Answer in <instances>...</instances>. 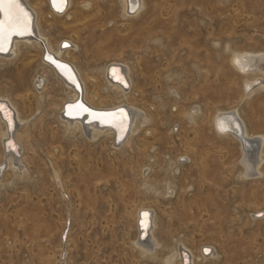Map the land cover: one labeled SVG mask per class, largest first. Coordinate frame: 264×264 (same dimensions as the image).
I'll return each mask as SVG.
<instances>
[{"label": "rangeland", "instance_id": "374dc122", "mask_svg": "<svg viewBox=\"0 0 264 264\" xmlns=\"http://www.w3.org/2000/svg\"><path fill=\"white\" fill-rule=\"evenodd\" d=\"M73 1L70 21L54 18L48 0H29L42 9L40 29L53 49L67 39L78 47L67 58L97 103L121 95L100 90L102 69L128 64L135 88L124 101L150 120L117 147L105 134L66 131L60 116L69 97L40 64L42 50L23 42L16 55L0 57V92L23 117L17 132L27 167L0 174V264H167L175 247L218 253L197 264H264V173L241 176L242 145L212 124L214 113L234 107L252 135L264 136V89L246 95L229 61L234 50L264 54V0H145L129 18L121 0ZM189 110H198L195 122ZM2 130L0 122V162ZM146 178L159 190L171 179L173 195L146 192ZM141 206L157 216L153 255L135 246Z\"/></svg>", "mask_w": 264, "mask_h": 264}, {"label": "bare ground", "instance_id": "6f19581e", "mask_svg": "<svg viewBox=\"0 0 264 264\" xmlns=\"http://www.w3.org/2000/svg\"><path fill=\"white\" fill-rule=\"evenodd\" d=\"M22 2L30 10H34H32V13L34 16L35 34L13 37L10 46L8 47L7 43V45L5 46V51L0 52V57L8 58L16 55L18 51V45L23 42H28L27 44L36 49V51L41 49V60L43 64H40L44 67V69H48L51 73H53V75L58 79V85L63 86L66 89V93L69 97L68 102H73L77 98L79 92L75 88V85L72 83L74 82L73 78L71 77L72 73L70 72L69 67L65 65H57L56 63L54 65L47 59H45L43 55L45 50H47L48 52L52 53L55 58L66 61L71 65V68H73L77 79L81 82L82 99L87 105L96 109H115L119 106H125L129 111L131 119L130 125L124 138L118 142H116V138L121 137L124 134L126 128L124 111L113 112L109 113L108 115L101 116H99L98 114L93 115L90 112L85 116L88 117L87 123L83 121L85 118L84 116H82V118H70L62 113L60 118L63 121L65 130L69 131V129L71 128L80 129L81 132L84 133L89 139H95L97 137H100L102 134L111 136L112 144L114 145V147H117L119 145L122 146L124 143L129 142L130 138L138 133V131L145 132L147 124L150 120V117L148 116L146 111H143L141 107L133 104L131 101H124L129 100L128 97L135 88V81L132 76V68L128 64L114 63L102 69V79H104L103 81L105 82V86L101 87L100 90L104 88L103 91L107 95L110 93L121 95L117 97V102L115 103L109 104L107 106H104L102 104L100 105L99 102L97 103V101L93 98V95H89L88 93V77L86 78L85 76H83L82 70L74 60H69L67 58V56H70L72 52L77 51L78 47L73 46L72 43L69 42L70 40L67 39L65 40L64 45H62L64 40H60L58 42L59 45L57 49H53L51 44L52 41H50L48 36L42 33L40 29V21L42 20V18L40 17V13L42 12V9L40 7H37L36 5H32L29 0H22ZM73 2V0H67L66 5H61L57 2L54 6L53 0H48L50 10L49 13L54 18L65 17L66 19L71 18L70 21H72L74 20L73 13L71 11ZM121 2L123 8V17L125 18H129L132 16L135 17L136 15H138L145 4V0H121ZM87 5L88 4L86 3H82L83 8H85V6ZM58 7H63V10L58 11ZM19 9L22 10L20 7ZM22 14L26 15L23 10ZM0 15V22H2L5 20V15L3 12H0ZM25 31L26 29H22L19 33H24ZM229 61L231 63L232 69L244 79V93L248 92V94H252V92L257 89H264V54L234 50L230 55ZM90 80L94 82V80L96 79L93 78ZM44 82L45 77L43 75L40 76L36 82L35 90L39 94L41 93V90H44L46 87ZM41 87L43 89H41ZM57 88L55 89L56 92H58L59 89ZM94 95L100 96L97 92H95ZM41 98H43V95H41ZM85 110H87V108L81 103L68 104L65 107V111L69 116L81 115ZM197 111L193 110L192 112L191 110H189L186 116L189 121H196ZM238 116V110L234 107L228 109V111L219 110L217 113H214L212 117V124L213 126H215L218 134L224 137H232L235 140L239 141L242 145V150L245 155L243 159L245 173H241V176H243L245 179H257V176H260L264 173L260 167L261 162L264 159V136L252 135L249 130L245 128L244 123L238 118ZM93 118H98L99 121H89ZM21 121H23V117L16 102L9 98L7 94L0 92V122L3 125V130L1 132L3 152L2 161L0 162V174H2L6 169H11L16 174H23L27 171V167L23 165L25 157L23 150L25 148V143L20 134L17 132L18 125L19 123L21 124ZM99 123H109L111 126H100ZM8 142H10L11 144H9ZM116 143L120 144L116 145ZM149 167H147L146 169H148ZM54 170L55 176L58 178L59 183H61V176L56 169ZM174 170L175 168H173L172 170L173 174ZM146 171L147 170H145V173ZM147 178L143 181L144 183H142V187L146 192L150 193L152 191V194L154 196H160L161 198H167L169 197L168 195H173V192L175 190L171 179H165L163 184L164 188L162 190H159L155 185L150 184ZM145 213L147 215H145ZM153 213L152 209L149 206H141L137 211L138 236L137 241L135 242V246L143 256L153 255L157 252L158 248L161 245V241L154 235V230H156L157 226V216H154ZM202 251L203 255L200 254L199 256H196L193 252L187 250V248L183 249L182 247H180V249H177V247H175V249L173 248L171 250V254L165 258V261L167 264H177L178 260H180V264H197L198 260L203 261L207 256L217 257L218 255V253L215 251L211 252L210 248H206Z\"/></svg>", "mask_w": 264, "mask_h": 264}, {"label": "water", "instance_id": "95a60500", "mask_svg": "<svg viewBox=\"0 0 264 264\" xmlns=\"http://www.w3.org/2000/svg\"><path fill=\"white\" fill-rule=\"evenodd\" d=\"M17 3H18V5H19V7L25 12V14H26V19H27V28H26V31L24 32V33H19V34H12V35H10L9 36V39H8V47L10 46V44H11V41H12V38L13 37H15V36H27V35H34L35 34V31H34V16H33V13H32V10H30L23 2H22V0H17ZM56 9V8H55ZM0 19H1V15H0ZM65 44V40L63 41V43H62V45H64ZM5 51V50H4ZM0 52H2V51H0ZM43 57L45 58V59H47L49 62H51L52 64H54L55 65V63L57 64V65H65V66H67V67H69V69H70V72L72 73V78H73V81L74 82H72L74 85H75V88L78 90V92H79V94H78V96H77V98L73 101V102H67V103H65V105H64V115L65 116H68V117H70V118H73V117H79V118H82V116H86V115H88V113H92L93 115H96V114H98L99 116H101V115H108L109 113H113V112H118V111H124V113H125V116H124V119L126 120V128H125V132H124V134L121 136V137H117L116 138V142H118V141H121L123 138H124V136H125V134H126V132H127V130H128V127H129V125H130V121H131V119H130V115H129V111H128V109H126V107L125 106H119V107H117V108H115V109H96V108H92V107H90L89 105H87L84 101H83V99H82V86H81V82L77 79V77H76V75H75V72L73 71V68H71V65L68 63V62H66V61H62V60H60V59H58V58H55L54 56H53V54L52 53H50V52H48L47 50H45V52H44V55H43ZM76 103H81L82 105H84L86 108H87V110H85L81 115H75V116H69L67 113H66V111H65V107H66V105H68V104H76ZM88 117H85L84 118V122L85 123H87L88 122ZM89 121H95V122H97V121H99L98 120V118H93V119H90ZM99 125L100 126H111L109 123H105V124H103V123H99ZM9 144H11L10 142H8ZM260 215V214H259ZM183 253H185V252H183ZM187 264V263H186Z\"/></svg>", "mask_w": 264, "mask_h": 264}, {"label": "snow or ice", "instance_id": "6c2138e0", "mask_svg": "<svg viewBox=\"0 0 264 264\" xmlns=\"http://www.w3.org/2000/svg\"><path fill=\"white\" fill-rule=\"evenodd\" d=\"M57 2L66 5L67 0H53L54 6ZM57 10L62 11L63 7H58ZM0 12L5 15V20L0 22V51H4L8 37L12 34H19L22 29L27 28V19L19 9L17 0H0Z\"/></svg>", "mask_w": 264, "mask_h": 264}]
</instances>
